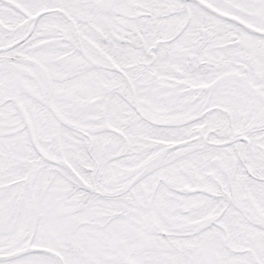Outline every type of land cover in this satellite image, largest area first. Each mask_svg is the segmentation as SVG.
I'll return each instance as SVG.
<instances>
[{"label":"snow or ice","instance_id":"snow-or-ice-1","mask_svg":"<svg viewBox=\"0 0 264 264\" xmlns=\"http://www.w3.org/2000/svg\"><path fill=\"white\" fill-rule=\"evenodd\" d=\"M0 264H264V0H0Z\"/></svg>","mask_w":264,"mask_h":264}]
</instances>
